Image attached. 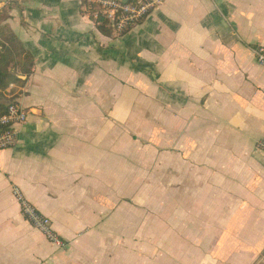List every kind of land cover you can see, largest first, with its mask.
<instances>
[{
    "label": "crops",
    "instance_id": "obj_1",
    "mask_svg": "<svg viewBox=\"0 0 264 264\" xmlns=\"http://www.w3.org/2000/svg\"><path fill=\"white\" fill-rule=\"evenodd\" d=\"M85 9L8 7L35 67L11 95L29 118L0 150V264H264V0H166L121 36ZM136 112H157L158 154ZM156 161L158 217L141 218L120 197Z\"/></svg>",
    "mask_w": 264,
    "mask_h": 264
},
{
    "label": "built area",
    "instance_id": "obj_2",
    "mask_svg": "<svg viewBox=\"0 0 264 264\" xmlns=\"http://www.w3.org/2000/svg\"><path fill=\"white\" fill-rule=\"evenodd\" d=\"M26 0H0L1 5L21 3ZM106 15L116 36L125 34L131 27L142 22L166 0H92ZM257 63L264 67V46L258 45L254 50ZM28 111L19 104L12 103L6 112L0 115V150L13 148L18 144L19 126L27 122ZM257 147L264 152V140L258 141ZM22 210L29 221L47 238L59 245H63L60 238L50 226V220L38 213L26 200L20 197ZM264 259V258H263Z\"/></svg>",
    "mask_w": 264,
    "mask_h": 264
},
{
    "label": "trees",
    "instance_id": "obj_3",
    "mask_svg": "<svg viewBox=\"0 0 264 264\" xmlns=\"http://www.w3.org/2000/svg\"><path fill=\"white\" fill-rule=\"evenodd\" d=\"M83 2L86 7L84 14H89L91 18L95 19L100 31L110 32L112 30L111 23L97 4L92 0H83ZM9 6L10 4H6L0 7V96H5L7 93L11 95L16 92L21 93L19 88L26 85L35 67L33 55L25 48L10 26ZM11 84L15 85L12 89H10ZM12 101L18 104L15 96ZM6 109L7 106L0 102V115L4 114ZM36 211L40 213L38 210ZM23 214L29 220L24 212Z\"/></svg>",
    "mask_w": 264,
    "mask_h": 264
},
{
    "label": "rangeland",
    "instance_id": "obj_4",
    "mask_svg": "<svg viewBox=\"0 0 264 264\" xmlns=\"http://www.w3.org/2000/svg\"><path fill=\"white\" fill-rule=\"evenodd\" d=\"M1 97H5L6 99L11 100V101L13 98L11 97V94L9 93ZM141 113H147V116L145 118H143L142 116L140 118L136 117V125H137V121L141 122V124L139 127L140 132L135 133V140L140 141V142H149L151 144L152 150L154 148L156 149L157 153H154V154H158V146H159L158 114L157 112H136L137 115ZM154 154H151V155L157 156ZM148 169H150V174L147 175L146 173L143 172V170L146 171ZM136 170H137V175H139L140 177L136 178V181L134 183L135 192L139 191L137 194H140V195H142L143 192H147L149 194L145 196H141V197H139L137 194L135 196H130V197H120V205L125 203L127 206L132 208L130 213L133 212L135 216H139L141 218L144 215L143 214L144 210L146 209L147 206H149L154 210L152 216L157 218L158 217V207H159V202H158L159 198L157 194L158 192L157 161L154 164L149 165L148 168L146 166L136 165ZM34 208L36 209V207ZM41 214L50 220V226L52 230L54 231V226H55L54 219L45 213H41ZM111 215H112L111 213H104L102 217L104 220H109ZM55 234L57 235V233ZM155 256L157 255L151 254V258Z\"/></svg>",
    "mask_w": 264,
    "mask_h": 264
},
{
    "label": "water",
    "instance_id": "obj_5",
    "mask_svg": "<svg viewBox=\"0 0 264 264\" xmlns=\"http://www.w3.org/2000/svg\"><path fill=\"white\" fill-rule=\"evenodd\" d=\"M125 3L128 2V0H123ZM0 102L5 104L7 108L13 103L11 100L6 99L5 97L0 96Z\"/></svg>",
    "mask_w": 264,
    "mask_h": 264
}]
</instances>
